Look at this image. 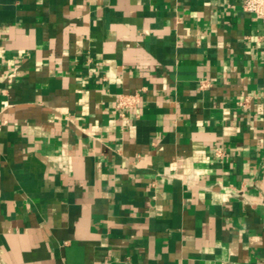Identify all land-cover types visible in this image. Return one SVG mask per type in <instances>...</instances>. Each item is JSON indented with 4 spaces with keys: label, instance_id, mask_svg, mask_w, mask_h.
I'll list each match as a JSON object with an SVG mask.
<instances>
[{
    "label": "crops",
    "instance_id": "obj_1",
    "mask_svg": "<svg viewBox=\"0 0 264 264\" xmlns=\"http://www.w3.org/2000/svg\"><path fill=\"white\" fill-rule=\"evenodd\" d=\"M0 264H264V19L0 0Z\"/></svg>",
    "mask_w": 264,
    "mask_h": 264
},
{
    "label": "built area",
    "instance_id": "obj_2",
    "mask_svg": "<svg viewBox=\"0 0 264 264\" xmlns=\"http://www.w3.org/2000/svg\"><path fill=\"white\" fill-rule=\"evenodd\" d=\"M243 11L254 15L257 19H264V0H240ZM205 84H200V88ZM139 102L138 95L120 96L116 107L120 110L130 109Z\"/></svg>",
    "mask_w": 264,
    "mask_h": 264
}]
</instances>
